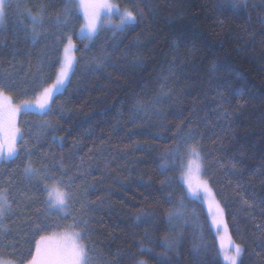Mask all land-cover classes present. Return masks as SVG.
Segmentation results:
<instances>
[{
	"label": "trees",
	"instance_id": "obj_1",
	"mask_svg": "<svg viewBox=\"0 0 264 264\" xmlns=\"http://www.w3.org/2000/svg\"><path fill=\"white\" fill-rule=\"evenodd\" d=\"M115 1L122 8L133 11L139 8L144 12L143 18L131 31L115 37L102 27L99 39L87 55L96 54L100 44L106 41L107 45L116 46L117 66L88 74L82 73L84 61L80 60L67 91L57 96V105H65V117L59 119L55 114L41 117L34 114L35 110H26L20 113L19 127L27 131L41 119H50L57 125L54 131L41 136L38 153L52 151L59 156L63 151L67 156L73 143L79 141L80 148L72 158L73 163H79V157L87 158L89 149H93L95 167L88 180L98 183L88 200L102 203L90 213L91 226L95 229L92 238L106 259L122 253L120 264H132V254H135L147 264H157L155 254L164 251L160 241L179 236L178 247L168 253L171 264H224L222 255L218 256L219 241L205 203L188 193L179 171L173 169L162 175L159 169L161 153L173 144L176 126L187 121L185 130L192 126L198 137L203 135L204 150L212 153L209 160L219 161L203 176L211 177V187L224 208V221L232 240L247 248L244 264H264V259L255 255L261 251L259 244L264 240L255 227L256 222H264V204L261 203L264 200V25L260 23L264 0H249L248 8L236 10H232L227 0ZM8 4L12 7L8 8L5 25L0 27V40L10 45L19 36L16 44L19 54L13 61L11 48L0 47L3 53L0 62L7 70H11L8 65L14 63L17 77L29 79L30 66L34 73L43 47V41L33 47L24 40L23 29L32 26L29 14L40 15L38 8L43 5L47 11L42 15L46 19L54 18L64 4L62 0H22L17 7L14 0H6V8ZM83 21L80 11L70 30L79 31ZM50 24L51 21L44 27L51 30ZM137 37L141 46L128 47ZM73 43L76 45L74 56L79 58L88 41L73 35ZM63 47L61 44L56 53L61 58ZM126 49L129 55L123 59L121 53ZM108 50L112 51L111 47ZM136 54L144 57L140 66L132 63ZM174 57L177 76L173 79H178L175 88L179 99L164 105L165 127H160L155 118L146 119L143 124L130 122L132 99L140 94L151 98L159 86L158 77L167 74L168 62ZM54 79L55 70L47 83ZM218 93L222 94V100ZM33 97L32 93L14 94V101ZM221 104L220 111L227 109L232 113L230 118H217L215 110ZM114 126L119 128L118 132L113 130ZM53 134L62 138L63 150L51 144ZM32 143L35 140L29 147ZM101 144L104 145L103 155L96 151ZM133 145L139 147L133 150ZM22 159L23 156L12 162H0V170L14 172L18 181L16 169ZM32 159L39 163L38 156ZM233 164L236 174L228 171ZM165 176L172 178L171 186L161 190L160 180ZM149 179L151 187L146 189ZM238 183L244 186L243 198L255 205L253 209L242 211L241 200L234 198ZM168 191H174V199L187 195L186 208L182 209L184 216L173 222L174 226L178 225L175 232L165 215L171 207L165 200ZM37 207H41L39 201L29 211ZM141 209L156 213L153 217L156 226L148 228L155 242L144 241L153 249L152 254L139 251V243L148 227L133 224L134 216ZM11 219L18 222L17 217ZM64 223H71V217ZM62 231L52 227L44 234L52 237ZM200 243L207 247L196 253L194 245ZM23 247L28 248V245L23 244ZM32 249L34 251V240Z\"/></svg>",
	"mask_w": 264,
	"mask_h": 264
},
{
	"label": "snow or ice",
	"instance_id": "obj_2",
	"mask_svg": "<svg viewBox=\"0 0 264 264\" xmlns=\"http://www.w3.org/2000/svg\"><path fill=\"white\" fill-rule=\"evenodd\" d=\"M64 6L55 13L54 18L49 16L47 19L42 15L47 9L42 5L38 8L40 15L29 14L32 26L24 28V40L30 42L34 47L43 41V47L38 53L37 63L35 64L34 73L29 72V79H20L16 74V65L9 64L7 70L0 62V162L8 163L15 161L16 158L23 156L20 164L17 165L16 172L19 173V180L15 179V173L9 169L0 170V264H120L119 257L122 253H117L112 259H106L95 247L96 241L93 240L92 234L95 229L91 226L93 221L90 213L95 210L102 201H90L88 195L95 190L96 180L89 181L88 176L95 167V158L91 153L93 149H89L87 158L79 157V163H73L72 158L76 156L80 148V142L75 141L71 146L67 156L61 154L57 156L54 152L48 151L38 153L41 136L47 134L50 130L54 131L57 126L50 119H41L38 123H34L27 131L22 130L18 126V114L29 110L33 107L37 109L36 115L41 117H49L53 114L59 119L65 117V105H57V96L63 95L67 91L68 85L71 84V78L76 73V65L80 60L84 61L82 73L94 74L102 72L107 67H116V46L107 45V42L100 44L96 54L88 56L89 49L93 47L100 37L101 28L110 30L115 37L131 31L143 18L144 12L137 8L135 11L125 8L121 9L107 0H62ZM232 10L239 8H248L249 0H227ZM12 5L8 4L6 8V0H0V27L5 25L8 17V8ZM19 7V5H17ZM83 11L85 23L81 25L79 31L70 30V25L77 18L78 13ZM106 10L109 15L118 17L116 23L110 20L104 23L102 11ZM51 21L50 29L44 25ZM260 23L264 25V16H261ZM6 30V29H5ZM86 31V35H84ZM73 35L80 39H86L88 43L82 49V55L77 58L69 56L70 50L74 51L76 45L73 43ZM20 37L17 36L11 44L6 40H0V47H10L13 61L19 54L16 48ZM63 44V57L56 55L60 51L59 46ZM140 47L139 37L128 47ZM111 47L112 51L108 48ZM3 53H0L2 55ZM30 55V54H29ZM129 52L127 49L121 53V58L127 59ZM22 63V62H21ZM132 63L140 66L144 63V57L136 54L133 56ZM169 67L166 69L167 74H161L157 83L159 86L154 89V95L146 99L143 94L135 96L129 108L130 122L139 121L141 124L147 120L155 118L159 121L160 127H165L163 119L165 117L164 105L169 101L179 99L176 93L175 85L178 79L177 64L174 57L168 62ZM55 70V79L52 83H47L51 78L52 71ZM24 85L23 87L21 85ZM32 93L34 99H23L19 103H14L15 96H27ZM223 99L222 94H217ZM239 108L240 105H237ZM221 104L217 111L218 119H228L231 117L227 109L222 112ZM196 111L195 105L192 109ZM182 121L176 126L173 133L174 142L161 153V163L159 169L161 174L170 170H177L184 178L187 185L188 193L194 196H200L201 190L203 194L214 197L215 193L211 187V177L201 179L208 168H211L219 161L209 160L212 153L205 152L203 147V135L198 137L195 127L189 126L185 130ZM199 123V120L196 121ZM230 128V125L228 126ZM114 131L118 132L119 128L114 126ZM28 137V139H25ZM32 146L29 147V143ZM51 144L56 145L63 150V140L58 139L54 134L50 137ZM222 143V142H221ZM216 141L213 142V146ZM139 145H133V150ZM101 155L104 153V145L101 144L99 149ZM36 155L39 163L34 161L32 157ZM107 166V165H106ZM223 167V165H220ZM186 170V171H185ZM193 171L197 174L194 178ZM232 174H236V165L233 164L229 169ZM5 176L8 177L5 180ZM171 179L165 176L160 180V189L169 188ZM79 182V183H78ZM146 189L151 187V179L145 184ZM243 185H235L234 198L241 200V210L253 209L255 205L248 199L243 198ZM15 189V191H14ZM174 191H168L165 200L171 204L166 212V219L172 231H176L178 225H173L174 221L184 216L182 209L186 208L184 200L186 194H182L179 199H174ZM40 202L41 207L29 211L34 204ZM264 204V200L261 201ZM213 207L209 203V211ZM217 214L221 219L213 217L212 223L219 231L223 223L224 208L215 201ZM155 211L141 209L133 218L134 225L144 224V238L139 243V251L148 254L153 253V249L147 247L145 240L154 243V237L149 233V227H155L153 217ZM17 217V220H12ZM71 217V223L65 224ZM7 221V223H6ZM11 225V226H9ZM63 229L65 233L64 239L70 240L71 243L64 244L60 247L52 249L49 246L51 236L44 233L49 228ZM225 229L227 225L224 224ZM257 231L264 236V222H256ZM180 237L169 239L165 237L160 241V246L164 251L155 254L157 264H171L168 253L178 247L177 240ZM34 240V251L32 249V241ZM27 244L28 248H24L23 244ZM229 246L225 250L223 243L220 245L218 256H223L224 264H244L243 256L247 248L243 243H235L229 237ZM207 246L200 243L194 245V251L199 253ZM260 252L255 255L264 259V240L259 244ZM127 250H122V252ZM132 264H147L144 259H137L132 254Z\"/></svg>",
	"mask_w": 264,
	"mask_h": 264
},
{
	"label": "rangeland",
	"instance_id": "obj_3",
	"mask_svg": "<svg viewBox=\"0 0 264 264\" xmlns=\"http://www.w3.org/2000/svg\"><path fill=\"white\" fill-rule=\"evenodd\" d=\"M14 1H15V3H16L17 5L22 4V0H14ZM107 2H108V3H112V4L117 5V6L121 9V11H122L123 9H125V8L120 7V6L116 3L115 0H107ZM81 11H82V10H81ZM82 13H83V11H82ZM102 18H103L105 24L108 23L109 20H110L112 23H116V22H117V19H118V17L115 16V15H109V14L107 13L106 10H103V11H102ZM84 23H85V20L83 21V24H84ZM86 34H87V33H86V31H85L84 35H86ZM63 55H64V53H63ZM68 55H69V56H74V52H73L72 50H70L69 53H68ZM31 99H34V97L31 98ZM20 101H21V100H17V101H13V102H14V103H19ZM29 110H35V111H37V109H36L35 107H33V108L29 109ZM19 116H20V114H18V116H17V121L19 120ZM18 126H19V125H18ZM185 171H186V170H185ZM196 175H197V174L195 173V171H193V173H192L193 178H194ZM201 179H205V177L202 176ZM186 186H187V185H186ZM190 194H191V193H190ZM191 195H192V194H191ZM196 197H197V196H196ZM198 197H199V198L205 203V206L207 207V209H208V213H209L210 218H211V222H212L214 216H215L217 219H221V217L217 214V211H216V208H215V201H218L217 198H216V196L212 197V196H209V195H205V194H203V190H201V195L198 196ZM209 203H212V204H213V207H212L211 212L209 211ZM222 220H223V223L221 224L219 231H217V229H216V227L213 225V223H212V225H213L214 230H215V232H216V235H217V238H218V241H219V246L221 245V243H223L225 250H227V249H228V246H229V243H230V241H229V237L231 238V236L229 235L228 229H225V227H224V224H226L225 221H224V215H223V217H222ZM65 235H70V233H65L64 231H62V232L58 233L57 235L52 236V239L49 241V246H50L52 249H55V248L60 247V246H62V245H64V244H66V243L70 244V243H71L70 240H66V239H64ZM231 241H233L232 238H231ZM222 257H223V256H222ZM223 263H224V262H223Z\"/></svg>",
	"mask_w": 264,
	"mask_h": 264
}]
</instances>
